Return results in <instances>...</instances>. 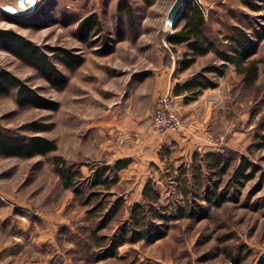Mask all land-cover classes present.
Returning <instances> with one entry per match:
<instances>
[{
    "label": "rangeland",
    "instance_id": "obj_1",
    "mask_svg": "<svg viewBox=\"0 0 264 264\" xmlns=\"http://www.w3.org/2000/svg\"><path fill=\"white\" fill-rule=\"evenodd\" d=\"M173 1L37 0L34 11L42 9L38 29L11 21L16 17L13 0L0 12V30H12L39 46L66 77L63 88L52 87L0 44V69L57 104L55 110L19 105L14 89L0 93L1 130L43 136L56 146L46 156L27 159L0 154V264H257L264 259V39L253 57L258 73L251 86L231 64L220 68L212 53L195 57L182 69V61L191 57L187 44L172 50L165 41L170 30L164 20ZM198 3L205 12L207 37L223 51L222 37L232 26L248 32L264 28L262 0ZM123 5L131 18L119 9ZM90 13L97 14L102 33L80 41L77 21ZM104 39L113 47L108 55L100 53ZM61 49L80 55L83 64L65 69ZM213 66L219 71L203 72V82L214 88L188 103L174 96L189 119L186 132L153 134L149 123L156 98ZM207 153L229 161L224 175L212 176L226 199L221 206L201 221H174L160 240L126 244L116 257L95 261L101 253L97 238L110 237L127 219L128 207L141 199L147 180L172 213L182 204L179 182L184 175L192 174L190 180L197 176L195 166ZM56 156L83 174L79 192L62 187L53 171ZM116 160L128 161V167L117 172L110 192L89 185L100 168ZM239 165L244 171L238 182H229ZM194 190L202 196L204 188L194 185ZM116 198L124 203L113 214ZM99 205L100 211L91 212Z\"/></svg>",
    "mask_w": 264,
    "mask_h": 264
},
{
    "label": "trees",
    "instance_id": "obj_2",
    "mask_svg": "<svg viewBox=\"0 0 264 264\" xmlns=\"http://www.w3.org/2000/svg\"><path fill=\"white\" fill-rule=\"evenodd\" d=\"M262 2L264 3V0ZM119 9L125 11L129 18L132 17V13L126 5L121 6ZM182 11L173 30L165 36V41L172 50L175 46L187 44L191 57L182 61V69L189 67L194 62L195 57L212 53L221 61L220 68L231 64L241 77L242 82L248 86L253 85L258 73L253 57L257 54L260 41L264 39V28L261 31L252 30L248 32L242 26H232L230 33L222 37L227 45V50L223 51L205 33V12L198 0L187 1ZM41 12L42 9L38 12L33 10L27 14L15 15L16 17L11 18V21L20 27L38 29L41 27L42 22L38 15ZM75 29L80 41L96 39L103 30L97 14L94 13H90L77 21ZM104 42V49L100 53L101 55H108L113 47L108 46L105 39ZM0 44L23 63L33 67L52 87L63 88L65 86L66 77L56 68L55 64L39 46L12 30H0ZM60 51V62L65 69L75 70L83 64L84 58L80 55L65 49ZM214 71H219V68L214 66L205 68L189 82H186L185 85H175L172 89V95L182 96L184 103L195 100L202 90L214 88L211 83L203 82L205 80L203 72ZM13 89L16 91L15 98L19 105L34 104L38 108L43 107L49 110L57 108L55 102L38 97L32 89L24 86L15 76L0 69V93L9 94ZM55 150L54 142L43 136L10 135L0 129V154L5 157L16 156L27 159L34 156H46ZM201 159L195 166L197 176L191 178L194 184L190 180L192 174H189V176L184 175L181 182H179L178 187L181 190L182 204L178 205L172 213L160 203V194L154 183L147 180L141 191V199L128 207L127 219L116 227L115 232L110 237L97 238L96 246L100 248L101 253L97 254L95 261L116 257L118 248L126 244L160 240L166 235L169 225L174 221L179 219L201 221L208 218L213 209L221 206L226 199L218 190L220 182L218 180L213 181L212 176L218 174V178H220L224 175L227 172L229 161L220 153H207L202 155ZM52 160L53 171L60 176L62 187L79 192L78 186L82 184L83 174L73 168L72 165H68L59 156L53 157ZM127 166L128 161L116 160L112 166L100 168L89 185L101 187L104 191L110 192L111 187L118 181L117 172ZM202 167L212 172L211 175L203 173ZM243 168V165H239L230 177L229 182L232 180L237 183L239 180L238 175H242ZM210 181L212 182L211 186H207ZM194 185L200 186L201 189L204 188L202 196L196 193ZM202 200L206 201L205 205L200 204ZM123 203L121 198H116L111 205V212L114 214L113 210L122 207ZM100 210L101 206L99 205L91 212ZM234 262L239 263L238 260H234ZM257 264H264V259L257 262Z\"/></svg>",
    "mask_w": 264,
    "mask_h": 264
},
{
    "label": "built area",
    "instance_id": "obj_3",
    "mask_svg": "<svg viewBox=\"0 0 264 264\" xmlns=\"http://www.w3.org/2000/svg\"><path fill=\"white\" fill-rule=\"evenodd\" d=\"M151 114L149 129L155 135L183 133L188 129L189 119L180 113L172 93L165 92L158 96Z\"/></svg>",
    "mask_w": 264,
    "mask_h": 264
},
{
    "label": "water",
    "instance_id": "obj_4",
    "mask_svg": "<svg viewBox=\"0 0 264 264\" xmlns=\"http://www.w3.org/2000/svg\"><path fill=\"white\" fill-rule=\"evenodd\" d=\"M187 1L189 0H174L173 3L168 8L167 11L168 13L164 20V26H166L168 31L170 30L171 32L173 30L174 25L176 21L179 19L180 15L182 14L183 7ZM36 2H37L36 0L35 3L30 2V0H19L18 4L21 8L26 7L29 9H33Z\"/></svg>",
    "mask_w": 264,
    "mask_h": 264
},
{
    "label": "crops",
    "instance_id": "obj_5",
    "mask_svg": "<svg viewBox=\"0 0 264 264\" xmlns=\"http://www.w3.org/2000/svg\"><path fill=\"white\" fill-rule=\"evenodd\" d=\"M11 1L12 0H0V12L1 13L6 12V8L10 5ZM13 1H15V6H13V5H10V6H11L12 10H14V13H13L14 15H22V14L29 13V12L34 10V8L36 7V4H37V3L35 4L33 9H29L26 7L21 8L18 4L19 0H13ZM158 135H160V134H158ZM126 168H124V169H126ZM124 169H122V170H124ZM122 170H120V171H122Z\"/></svg>",
    "mask_w": 264,
    "mask_h": 264
},
{
    "label": "snow or ice",
    "instance_id": "obj_6",
    "mask_svg": "<svg viewBox=\"0 0 264 264\" xmlns=\"http://www.w3.org/2000/svg\"><path fill=\"white\" fill-rule=\"evenodd\" d=\"M30 2L35 3V0H30Z\"/></svg>",
    "mask_w": 264,
    "mask_h": 264
},
{
    "label": "bare ground",
    "instance_id": "obj_7",
    "mask_svg": "<svg viewBox=\"0 0 264 264\" xmlns=\"http://www.w3.org/2000/svg\"><path fill=\"white\" fill-rule=\"evenodd\" d=\"M37 1V0H36ZM37 3V2H36Z\"/></svg>",
    "mask_w": 264,
    "mask_h": 264
}]
</instances>
